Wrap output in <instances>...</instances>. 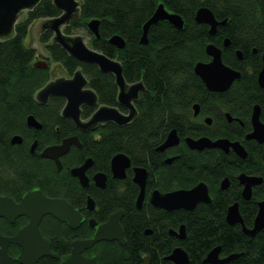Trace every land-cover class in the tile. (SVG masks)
<instances>
[{
	"label": "trees",
	"instance_id": "trees-1",
	"mask_svg": "<svg viewBox=\"0 0 264 264\" xmlns=\"http://www.w3.org/2000/svg\"><path fill=\"white\" fill-rule=\"evenodd\" d=\"M79 1L80 18L72 20L65 33L72 35L80 28L88 30L91 47L120 61L128 83H144L145 90L135 101L138 117L125 126L111 122L96 131L81 132L61 115L60 98L52 97L48 105L36 102L35 94L51 79V73L50 66H34L37 51L27 44V38L34 22L61 14L53 0H41L17 22L14 36L0 41V195L20 198L25 192L40 188L47 196L68 199L87 214L86 198L91 194L97 201L98 210L93 215L99 222L123 209L127 243H97L98 264H144L145 255H150V264H174L165 257L177 246L187 250L189 264H203L207 254L219 245L223 256L240 254L226 264H264V230L250 237L240 224L231 225L226 220L228 207L238 202L246 226L252 227L257 203L264 199V180L253 189V197L247 201L242 197V186L237 179L243 172L264 179V143L246 139L252 130L251 115L256 104L261 107L260 118L264 122V88L257 81L264 52V0ZM160 3L180 14L185 26L180 30L161 21L150 27L149 42L142 44L143 26ZM201 6H208L218 20L227 19V24L219 27L215 36L210 35L208 25L195 20ZM92 19L100 21L99 38L87 27ZM116 34L126 41L122 49L109 42ZM52 37L50 30L40 35L50 60L61 64L70 75L82 68L99 103L126 112L118 102L115 76L71 57L52 42ZM226 38L231 42L227 48L223 46ZM211 42L223 49L224 62L242 73L225 92L208 90L194 71L197 62L210 60L206 46ZM237 50L242 51L243 59L238 58ZM196 103L201 106V117L210 116L212 124L194 117ZM94 110L85 107L83 116H90ZM226 113L242 123L229 122ZM31 114L43 124L42 129L27 126L26 119ZM173 129H177L181 138L179 145L159 152L157 147ZM16 134L23 136L22 144L11 143ZM73 135H78L82 146H72L62 157L61 170L52 160L40 156L45 146ZM187 136L239 140L248 156L241 158L233 151L226 153L218 148L193 150L185 143ZM35 140L38 146L32 153L30 147ZM118 153L126 154L133 165L148 169L149 188L168 192L205 181L212 202L200 203L193 210L166 211L145 201L139 209L136 205L139 188L132 180L131 170L125 180L109 177L106 187L100 189L93 185L84 188L70 172L72 167L92 158L94 165L89 174L102 172L110 176L111 159ZM170 155L176 158L167 163ZM226 177L230 179V186L222 190L221 182ZM26 222L23 217L14 223L0 218V234L13 236ZM181 225L186 227L184 240L170 234V230H178ZM40 229L60 259L70 253L72 240L92 234L87 222L71 229L51 215L43 218ZM147 230L152 232L147 234ZM9 253L18 256L19 246L10 244ZM57 263L50 257L38 261V264Z\"/></svg>",
	"mask_w": 264,
	"mask_h": 264
},
{
	"label": "water",
	"instance_id": "water-1",
	"mask_svg": "<svg viewBox=\"0 0 264 264\" xmlns=\"http://www.w3.org/2000/svg\"><path fill=\"white\" fill-rule=\"evenodd\" d=\"M41 0H0V41L10 39L14 36L15 26L22 19L27 11L33 9ZM54 5L61 11V14L53 18H43L34 22L32 26L33 43L32 47H37L46 58L37 60L34 66L40 68L49 67L48 58L43 45L39 43V36L50 30L53 32L52 42L60 45L68 54L80 62L93 64L99 67L103 73H111L115 76L118 86V102L128 108V113L122 112L116 106L100 105L98 95L90 87L89 80L83 73L82 68H78L71 77L65 75L55 79H50L35 94V100L38 104L47 105L49 99L53 96H61L66 100V104L61 111L65 118H69L81 132L95 131L100 126L108 123H115L119 126H125L138 117V110L135 101L139 98L140 93L145 90L143 82L128 83L123 74V66L120 61L107 56L106 54L88 46L84 40V35H68L64 29L70 25L72 20H78L81 15V2L79 0H53ZM195 20L199 24L209 26V33L215 36L219 27L227 24V19L218 20L214 12L208 6H201L195 15ZM161 21H167L176 28L182 30L185 26L183 17L166 8L164 3H160L154 14L147 20L143 26V35L140 42L148 44V32L152 25ZM100 21L92 19L87 23L89 31L97 38ZM109 42L122 49L126 46V41L120 35H113ZM230 39L224 40L223 46L229 47ZM256 52V49H255ZM206 54L210 57L209 61H199L194 66L195 73L201 78L208 90L212 92H225L232 84L241 78L240 70L227 65L223 60V49L215 43H209L206 46ZM239 59H243V53L237 50ZM258 84L264 88V52L262 53V68L257 78ZM98 106L94 113L87 119L82 118V106ZM194 114H199L200 104L193 106ZM261 107L256 104L253 107L251 115L252 131L246 135V139L255 140L258 143H264V122L261 118ZM228 121H233V116L226 113ZM207 124H212L210 116L205 118ZM29 128L40 130L43 124L33 115L26 119ZM23 136L16 134L12 137V144H22ZM181 139L177 129H173L167 135L165 141L157 147L158 151H165L168 148L179 145ZM185 142L190 149L202 151L204 149L218 148L226 153L235 152L241 158H246L248 152L245 146L239 140L220 137L212 139L208 136L198 138L188 136ZM38 141L35 140L30 147L32 153L35 152ZM72 146L81 147L82 143L78 135L64 138L61 142L45 146L40 152L42 158L52 160L57 169L63 168L62 157L66 155ZM174 160L170 157L166 162L171 163ZM93 165V159L88 158L82 165L72 167L70 172L72 176L79 179L81 185L87 188L90 179L87 170ZM131 159L124 153H118L111 159V170L113 176L117 179H124L127 170L131 167ZM134 170V182L139 186V194L136 200L137 208H141L146 195V186L148 179V170L145 167L136 166ZM242 186V197L244 200H250L253 197V189L263 183V177L243 172L237 177ZM96 184L106 187L107 176L105 173H97L94 176ZM230 186V179L224 178L221 182V189L226 190ZM212 197L209 192L208 184L204 181L190 189H177L168 192L154 190L150 197V203L160 209L173 211L178 209L193 210L200 203H211ZM258 212L254 219L252 227L246 226L244 218L240 211L238 202L228 207L226 220L231 225L240 224L243 232L250 237H255L259 232L264 230V199L258 201ZM88 210H94L95 202L89 197ZM51 215L56 219L66 222L72 229H77L84 220L81 212L76 209L64 197H48L44 195L40 188L29 190L23 195L20 203L15 202L8 195H0V218L14 223L19 217L26 216L28 223L22 226L13 236L0 234V264H37L38 261L46 256L57 257L53 252L51 241L46 238L40 224L43 218ZM124 216V210L120 209L109 215L108 219L98 223L95 219L91 220V225L96 228L95 233L90 238L77 239L72 242L71 255L60 262V264H98L95 256L85 257L83 252L92 248L101 241H118L121 245L127 243L124 228L121 220ZM152 231L147 230L150 234ZM172 236L180 240L186 238V227L181 225L178 230H170ZM10 244H16L20 247V253L14 257L9 253ZM240 254L233 253L222 255V247L213 248L203 260V264H226ZM166 260L174 264H189L190 255L182 246H177L165 257ZM144 264H150V255L143 257Z\"/></svg>",
	"mask_w": 264,
	"mask_h": 264
},
{
	"label": "flooded vegetation",
	"instance_id": "flooded-vegetation-1",
	"mask_svg": "<svg viewBox=\"0 0 264 264\" xmlns=\"http://www.w3.org/2000/svg\"><path fill=\"white\" fill-rule=\"evenodd\" d=\"M41 58L42 59H44V58H46V56H44V54L42 53L41 54ZM50 57V56H49ZM40 57H38V59H39ZM49 59V58H48ZM48 63H49V60H48ZM68 77H71V76H68ZM53 97H58V98H60L61 100H62V102H63V108H64V106H65V104H66V100H65V98L64 97H61V96H53ZM52 98V97H51ZM51 98L49 99V102H50V100H51ZM99 99V98H98ZM49 102H48V104H49ZM47 104V105H48ZM41 105V104H40ZM100 105H102V104H100ZM93 107V108H95V110L98 108V106H90V105H84V106H82V118L83 119H87L88 117H90V116H88V117H84L83 116V110H84V108L85 107ZM121 106H123V105H121ZM123 107H125V106H123ZM62 108V109H63ZM119 108V107H118ZM127 110H126V112H124V113H128V108L127 107H125ZM120 109V108H119ZM94 110V111H95ZM121 110V109H120ZM122 111V110H121ZM194 111V110H193ZM201 111V110H200ZM123 112V111H122ZM62 115V114H61ZM194 117L195 118H198V119H204V121H205V118L204 117H201V114H200V112H199V114H197V115H195L194 114ZM208 117V116H207ZM65 118V117H64ZM234 119H233V121H231V122H240V123H242V121L240 120V119H238V118H236V117H233ZM67 119H69V118H67ZM70 120V119H69ZM72 121V120H71ZM73 122V121H72ZM230 122V121H229ZM206 123V122H205ZM76 126V125H75ZM77 128V127H76ZM98 130V129H97ZM96 131V130H95ZM252 131V130H251ZM250 131V132H251ZM188 137V136H187ZM181 139V138H180ZM248 140V139H247ZM186 143V142H185ZM171 148H173V147H171ZM171 148H168V149H166V150H169V149H171ZM159 152H164V151H159ZM170 157H173L174 159L176 158V156L175 155H170V156H168L167 158H166V160L168 159V158H170ZM85 162V161H84ZM83 162V163H84ZM82 163V164H83ZM132 163V162H131ZM168 163V162H167ZM82 164H80V165H82ZM80 165H78V166H80ZM93 165H94V160H93ZM93 165H92V167H93ZM137 165H131V167L128 169V170H131L132 171V180H133V182H134V170H133V168L134 167H136ZM74 167H76V166H74ZM92 167L91 168H89L88 170H87V175H88V177H89V179H90V184H89V186L87 187V188H89L91 185H93L94 186V188L95 189H100L101 187H99L97 184H96V182H95V180H94V176H95V174H97V173H99V172H95V173H93L92 175L91 174H89V171H90V169H92ZM141 167H143V166H141ZM146 168V167H145ZM128 170H127V175H126V177L124 178V179H117V178H115L114 176H113V173H112V170H111V162H110V176L108 175V174H106V176H107V182H106V185H107V183H108V180H109V177H111V178H113V179H115V180H118V181H121V180H125L126 178H127V176H128ZM148 170V169H147ZM102 173V172H101ZM74 177V176H73ZM76 178V177H75ZM148 179H149V171H148ZM148 179H147V186H146V195H145V199H144V202L145 201H147L148 203H150V197H151V194H152V192L154 191V190H156V189H158V190H160L159 188H156V187H154V188H152V187H148ZM77 180H78V182L80 183V181H79V179L77 178ZM205 182V181H204ZM135 183V182H134ZM81 184V183H80ZM136 184V183H135ZM198 184V183H197ZM196 184V185H197ZM137 185V184H136ZM82 186V185H81ZM138 186V185H137ZM194 187V186H193ZM209 187V186H208ZM85 188V187H84ZM105 188V187H104ZM138 188H139V186H138ZM192 188V187H191ZM179 189H185V188H179ZM187 189H190V188H187ZM140 190V189H139ZM174 190H177V189H174ZM161 191V190H160ZM171 191H173V190H171ZM28 192V191H27ZM163 192V191H162ZM210 192V191H209ZM26 193V192H25ZM24 193V194H25ZM23 194V195H24ZM23 195L19 198H12L11 196V198L15 201V202H17V203H20L21 201H22V198H23ZM45 195V194H44ZM47 196V195H46ZM48 197H51V196H48ZM89 197H91L93 200H94V202H95V208H94V210H88V207H87V205H88V199H89ZM68 200V199H67ZM137 200V199H136ZM69 201V200H68ZM70 202V201H69ZM143 202V203H144ZM71 203V202H70ZM72 204V203H71ZM151 204V203H150ZM73 205V204H72ZM74 206V205H73ZM86 210H87V214H84L80 209H78V208H76L75 206V208L76 209H78L80 212H81V214L83 215V217H84V220H83V222L81 223V225H83L85 222H87V224L89 225V227L92 229V234L90 235V236H88V237H85V238H90V237H92L93 235H94V233H95V230H96V228L95 227H93L92 225H91V220L92 219H95L98 223H102V222H99L98 220H97V218L93 215V213L95 212V211H97L98 210V205H97V201H96V199H95V197H93L91 194H88L87 195V198H86ZM155 207V206H154ZM23 218H26V220H27V222L24 224V225H26L27 223H28V218L26 217V216H22ZM53 217V216H52ZM109 217V216H108ZM55 218V217H54ZM123 218H124V216H123ZM123 218H122V220H123ZM108 219V218H107ZM106 219V220H107ZM105 220V221H106ZM122 220H121V223H122ZM60 221V220H59ZM63 222V221H62ZM104 222V221H103ZM65 224H67L66 222H64ZM23 225V226H24ZM80 225V226H81ZM67 226L68 227H70L68 224H67ZM79 226V227H80ZM122 226H123V224H122ZM78 227V228H79ZM71 228V227H70ZM124 228V227H123ZM72 229V228H71ZM124 232H125V230H124ZM85 238H75L74 240H72V242L73 241H75V240H77V239H85ZM125 238H126V236H125ZM72 242H71V249H72ZM111 242V241H110ZM114 242H118V241H116V240H114ZM119 243V242H118ZM52 244V243H51ZM120 244V243H119ZM97 245V244H96ZM96 245H94L92 248H90V249H87V250H85L84 252H83V255L85 256V257H93V256H95L96 258H97V256H96V252H95V246ZM20 248V247H19ZM52 249H53V247H52ZM53 252L55 253V254H57V257H52V256H46V257H50V258H52V259H54V260H57L58 261V263L57 264H60V262L61 261H63L64 259H67L70 255H71V250H70V253L67 255V256H65V257H63V258H61L60 259V256H59V254L57 253V252H55L54 250H53ZM44 258V257H43ZM98 260V259H97ZM16 263H18V262H16ZM15 263V264H16ZM18 264H20V263H18ZM38 264V263H37Z\"/></svg>",
	"mask_w": 264,
	"mask_h": 264
},
{
	"label": "rangeland",
	"instance_id": "rangeland-1",
	"mask_svg": "<svg viewBox=\"0 0 264 264\" xmlns=\"http://www.w3.org/2000/svg\"><path fill=\"white\" fill-rule=\"evenodd\" d=\"M34 25V23L32 24V26ZM32 26H31V28H30V33H29V36H28V38H27V44L28 45H32V43H33V31H32ZM80 34H83L84 35V40H85V42H86V44L88 45V46H90L91 47V34L88 32V30H86V29H84V28H80V29H77V30H75L74 31V34H72L73 36H76V35H80ZM39 43L40 44H42L43 45V47H42V49L44 50V52L47 54V55H49L48 54V52H47V50H46V48H45V45L43 44V43H41L40 42V36H39ZM35 49H36V51H37V58H36V61L37 60H42V56H41V54H42V52L41 51H39V49L37 48V47H34ZM45 56V55H44ZM38 57H40L39 59H38ZM48 60H50V58L48 59ZM35 61V62H36ZM50 73H51V79H55V78H57V77H59V76H63V75H65L66 77H68V76H72V75H70V74H68L67 72H66V70L64 69V67L61 65V64H59V63H57V62H54V61H52V60H50Z\"/></svg>",
	"mask_w": 264,
	"mask_h": 264
}]
</instances>
